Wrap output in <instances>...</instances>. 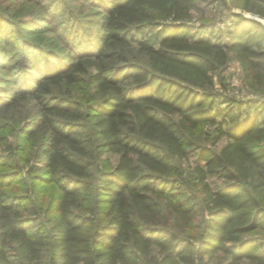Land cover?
<instances>
[{"label": "trees", "instance_id": "obj_1", "mask_svg": "<svg viewBox=\"0 0 264 264\" xmlns=\"http://www.w3.org/2000/svg\"><path fill=\"white\" fill-rule=\"evenodd\" d=\"M82 2L93 42L64 0L51 42L0 14V132L25 125L0 156V264H264V102L215 91L235 58L264 97V0L232 42L192 27L195 0Z\"/></svg>", "mask_w": 264, "mask_h": 264}, {"label": "rangeland", "instance_id": "obj_2", "mask_svg": "<svg viewBox=\"0 0 264 264\" xmlns=\"http://www.w3.org/2000/svg\"><path fill=\"white\" fill-rule=\"evenodd\" d=\"M64 1V6L71 7L73 9L74 7L77 8L75 9L76 14L81 16V19L83 20L82 23L79 22V26L84 29V35H86L85 39H89L91 42L95 41L99 34L100 28L98 24L102 19V12L89 6L88 4H83L82 0ZM54 3L55 0H44V2L41 4L38 2L33 4L24 0H0V14H4L5 17L9 18L10 20H14L16 23L19 22V27L16 29L21 30V36L24 40V43H26V41H47V39L48 42H51L54 39V35L56 33L60 34L58 29L63 25L62 16H55L53 14V10L49 11L51 7L48 5ZM248 3L249 6H251L250 4L260 5L259 0H195L194 8L191 12V24H193L192 27L204 25H206V27H212L215 29V34L217 36L223 37L224 41L232 42L233 38L226 32L227 29L232 28L241 17L258 18V16L253 15V13L246 10V5H248ZM262 22L264 23V20H262ZM159 29L161 28L158 27L150 29V34L153 41L156 39ZM45 31L51 32H47V34H45L43 33ZM52 31H56V33L54 34ZM88 32H90V35ZM14 50H16V48H14ZM14 50L11 51V54L15 52ZM8 58H10V56ZM14 58L15 56L9 60L12 62L14 61ZM3 62H6V60L1 58L0 92H2L6 86L14 85L13 82H11L13 81V78H8L10 73L5 72V64ZM215 91L224 94L228 92L238 101L250 103L251 109H256L258 103L264 102V97L262 98L259 96L260 94H257L249 87L248 83L246 82L245 73L242 69V66L235 58H232L228 66L223 69L215 78ZM0 97H2L1 99H8L9 96L7 94H3V96L0 95ZM29 106V104L25 106L26 110L23 108L18 109V112L15 116L18 117L21 113H23V117L25 116L24 120L34 117L36 112L33 113L34 108L32 107L29 109ZM263 117L264 114L261 116V118ZM0 123L7 122L1 121ZM11 123L15 125V122ZM23 125L19 126L16 124L14 130H11V132H0V156H4L5 158L10 154V147L14 146L15 144H22L23 139L21 138V135H19V129L21 127H25V125ZM225 142L226 140H224L221 144H224ZM193 159L195 158L193 157ZM8 169L5 170L4 168H0V173L7 172ZM48 197H50V194H48ZM227 260L228 258L222 256L221 254L209 260V264H223ZM242 264L250 263L245 261Z\"/></svg>", "mask_w": 264, "mask_h": 264}]
</instances>
